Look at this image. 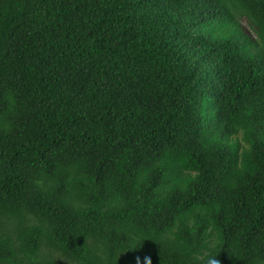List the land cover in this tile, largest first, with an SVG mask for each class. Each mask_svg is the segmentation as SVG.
<instances>
[{
	"label": "trees",
	"instance_id": "obj_1",
	"mask_svg": "<svg viewBox=\"0 0 264 264\" xmlns=\"http://www.w3.org/2000/svg\"><path fill=\"white\" fill-rule=\"evenodd\" d=\"M217 262L264 264V0H0V264Z\"/></svg>",
	"mask_w": 264,
	"mask_h": 264
},
{
	"label": "rangeland",
	"instance_id": "obj_2",
	"mask_svg": "<svg viewBox=\"0 0 264 264\" xmlns=\"http://www.w3.org/2000/svg\"><path fill=\"white\" fill-rule=\"evenodd\" d=\"M240 26H241L242 30L245 33H247L248 35L254 37L253 30L252 29H248V26H247L246 21L244 19L240 20Z\"/></svg>",
	"mask_w": 264,
	"mask_h": 264
},
{
	"label": "clouds",
	"instance_id": "obj_3",
	"mask_svg": "<svg viewBox=\"0 0 264 264\" xmlns=\"http://www.w3.org/2000/svg\"><path fill=\"white\" fill-rule=\"evenodd\" d=\"M217 264H218V262H217Z\"/></svg>",
	"mask_w": 264,
	"mask_h": 264
}]
</instances>
